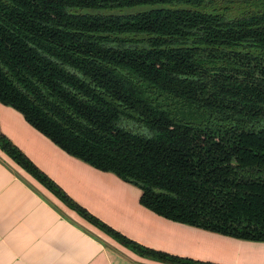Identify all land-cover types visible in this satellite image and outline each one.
I'll return each mask as SVG.
<instances>
[{"label":"trees","instance_id":"obj_1","mask_svg":"<svg viewBox=\"0 0 264 264\" xmlns=\"http://www.w3.org/2000/svg\"><path fill=\"white\" fill-rule=\"evenodd\" d=\"M0 103L155 214L264 241V0H0ZM0 148L138 254L210 264L132 241Z\"/></svg>","mask_w":264,"mask_h":264},{"label":"crops","instance_id":"obj_2","mask_svg":"<svg viewBox=\"0 0 264 264\" xmlns=\"http://www.w3.org/2000/svg\"><path fill=\"white\" fill-rule=\"evenodd\" d=\"M0 131L74 202L132 241L210 264H264V241L208 231L144 207L141 190L77 159L0 103ZM0 264H169L114 239L0 148Z\"/></svg>","mask_w":264,"mask_h":264},{"label":"rangeland","instance_id":"obj_3","mask_svg":"<svg viewBox=\"0 0 264 264\" xmlns=\"http://www.w3.org/2000/svg\"><path fill=\"white\" fill-rule=\"evenodd\" d=\"M128 126H129L130 128H132V129H135V130H138V129H139V128L136 127V125H133V124H129ZM139 130H140V129H139Z\"/></svg>","mask_w":264,"mask_h":264}]
</instances>
